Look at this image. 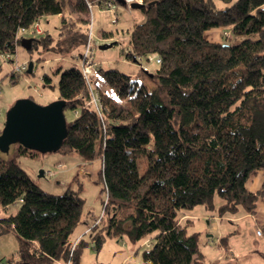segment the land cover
<instances>
[{
    "label": "trees",
    "instance_id": "1",
    "mask_svg": "<svg viewBox=\"0 0 264 264\" xmlns=\"http://www.w3.org/2000/svg\"><path fill=\"white\" fill-rule=\"evenodd\" d=\"M140 2L145 19L129 31L126 57L160 59L154 71L144 70L157 86L150 90L100 66L97 74L108 87H96L99 112L81 68L56 67L58 98L64 111L76 113L58 151L83 163L101 161L103 216L90 228L98 249L107 235L126 234L133 243L150 241L144 264H206L200 233L189 232L181 217L200 205L222 218L254 214L264 198V183L256 191L247 186L264 170V0H236L224 9L213 0ZM51 15L60 16L58 33L44 30L29 50L80 53L90 23L87 0H0V53L16 54L19 32ZM212 28H223L224 41L205 37ZM43 83L54 87L48 74ZM15 146L12 159L0 158V233L15 231V263L82 264L89 241L81 235L72 249L84 223L82 180L76 175L61 194L45 190L18 160L39 152ZM16 201L19 209L8 212Z\"/></svg>",
    "mask_w": 264,
    "mask_h": 264
},
{
    "label": "rangeland",
    "instance_id": "2",
    "mask_svg": "<svg viewBox=\"0 0 264 264\" xmlns=\"http://www.w3.org/2000/svg\"><path fill=\"white\" fill-rule=\"evenodd\" d=\"M236 0H213V6L216 9H224L232 5ZM132 9V8H131ZM126 6L119 5L117 12L119 14V21L115 23L112 21V14L110 12H101L98 9L94 10V20L92 23L94 32V44H95V60L104 69H118L119 71L129 75L132 79L144 83L151 90L158 84V80L153 78L150 74L145 72L144 66L147 67V71H154L158 66L155 58L151 61L144 59L142 61L135 62L127 59L126 52L129 49L130 32H128V22L132 23L133 17L127 16L126 13L130 12ZM138 10V9H134ZM137 16L140 13L135 11ZM42 26L45 31L55 36L60 28V18L57 15H51L42 18ZM111 31L116 37L113 41L115 44L106 49H100L99 46L103 43L100 30ZM219 28H212L206 31L205 37L210 40H216ZM220 41H224L220 37ZM111 42V41H110ZM109 43V42H108ZM83 46L80 49L82 52ZM80 53L74 55V58L80 59ZM15 59L22 64L24 62H33V71L27 73L24 71L19 77L18 81L14 83L12 81L11 73L16 65V61H10L0 57V126L6 119V114L9 108L20 98H26L32 96L34 100L40 104H47L50 101L56 100L59 97V91L56 84L59 80V73L56 72L58 64L64 66L71 65V62L66 59L58 61L52 52L43 51L39 49L28 50L21 43L17 48V53L14 55ZM79 62V61H78ZM79 64V63H78ZM48 74L52 78V82L55 87H43L41 78ZM100 90H106L108 86L104 83H100ZM96 96L99 97L97 89L94 90ZM100 99V98H99ZM65 117L67 121H72L76 113L71 109H66ZM15 143L10 145L8 151L0 149V158L10 160L14 157ZM19 164L26 172L38 181L42 187L52 193L61 194L66 191V185H60L56 183V180L62 179L69 183L72 181L70 171L57 174L50 179L46 177H39L41 169H57V163L59 161L65 162L68 168H73L78 165V176L84 184L83 197L85 198L84 223L78 226L74 232V237L79 234L83 235L89 244L84 250L82 257L83 263L92 264H144L142 259V252L148 246L143 239L139 242L133 243L129 240L126 234L122 236H110L107 235L101 248H97L95 243L91 241V234L93 230H87L91 228L96 222L102 210V194L100 193L103 187V181L99 180V172L101 169V161L99 159L83 163L81 158L75 154H65L62 151H56L51 153H40L34 156L21 155L19 158ZM57 164V165H56ZM83 164V166H82ZM81 166V167H80ZM145 168L144 164H140V172H143ZM259 172V171H258ZM88 176V177H87ZM86 177V178H85ZM264 183V170H261L258 174L251 176L247 182V186L250 190H257L262 187ZM77 188L76 183L72 186ZM219 203V199L217 200ZM20 202L16 201L10 206L8 212H16L20 207ZM204 210L203 206L196 207L194 213L198 214L200 210ZM211 212V211H210ZM190 213V211H189ZM215 215V213H213ZM1 215V213H0ZM217 215V214H216ZM258 217V221L255 217ZM229 218L223 221H212L207 223L202 218L195 219V226H189V232L200 230V246L207 253V264H211L214 260L212 251L217 250L214 245L219 234H227L234 230L229 235V247L233 251L225 262L215 264H264V236L257 234L258 228L264 224V198H260L254 214L248 215L238 213L236 215H229ZM222 223V226L220 225ZM263 223V224H262ZM81 231V232H80ZM209 239L212 240L209 243ZM19 241L14 230L4 231L0 233V264H16L15 259L18 255Z\"/></svg>",
    "mask_w": 264,
    "mask_h": 264
},
{
    "label": "water",
    "instance_id": "3",
    "mask_svg": "<svg viewBox=\"0 0 264 264\" xmlns=\"http://www.w3.org/2000/svg\"><path fill=\"white\" fill-rule=\"evenodd\" d=\"M125 5L124 0H118ZM142 2H133L131 8L139 9ZM33 37L23 38L21 44L31 49ZM115 41L102 43L99 48L106 49ZM29 63V69L33 67ZM31 72V71H30ZM65 101L61 98L47 104H40L30 97L18 99L7 111L5 125L0 132V149L8 151L12 143H20L27 149L40 153L58 151L67 135ZM44 175L41 169L39 177Z\"/></svg>",
    "mask_w": 264,
    "mask_h": 264
},
{
    "label": "built area",
    "instance_id": "4",
    "mask_svg": "<svg viewBox=\"0 0 264 264\" xmlns=\"http://www.w3.org/2000/svg\"><path fill=\"white\" fill-rule=\"evenodd\" d=\"M125 1V6L128 9H131V4L133 2H140V0H124ZM120 2L118 0H96V1H91L87 0V6L89 9V18H90V23L88 27V34H87V41L83 45L82 52L80 53V59H77L79 61L78 66L82 70V74L84 79L86 80L87 85L89 86L90 92L92 94V103L94 106L98 109L99 112H101V102L97 94L95 93V89L99 83H102L101 78L97 74V68L100 67V64L95 60V44H94V32H93V27L92 23L94 20V10L98 9L101 12H110L112 14V21L115 23L118 21V13L117 9L119 6ZM44 32V28L41 23V19L36 20L30 27L28 28H23L19 34L16 36L17 39H20L21 37L23 38H29V37H36L41 35ZM225 34L227 36H230L229 31H225ZM15 55V54H14ZM14 55L9 52H2L0 53V57L4 59H8L10 61H16V65L14 66L12 72L15 74L16 77L24 73V71L28 68V63L24 62L20 64L17 59H15ZM155 57L152 55H149V61L153 60ZM157 62H160V59H156ZM140 61V58H139ZM145 70L147 69L146 66H144ZM1 93V90H0ZM96 94V95H95ZM83 166V164H82ZM65 164L60 163L57 165V169L64 168ZM81 167V166H80ZM57 170H45L43 177H46V179H50L51 177L56 175ZM107 199V197H106ZM22 199H20L21 201ZM1 212V209H0ZM1 216V215H0ZM103 216V212L99 215L97 218L96 222L94 224H97L100 222V219ZM87 230H90L87 229ZM258 235H262V230L258 229L257 230ZM81 236L77 237L75 242L72 245V249H74L75 245L79 241ZM64 264H70V262L64 263Z\"/></svg>",
    "mask_w": 264,
    "mask_h": 264
},
{
    "label": "crops",
    "instance_id": "5",
    "mask_svg": "<svg viewBox=\"0 0 264 264\" xmlns=\"http://www.w3.org/2000/svg\"><path fill=\"white\" fill-rule=\"evenodd\" d=\"M119 5H123V6H125L124 4H122V3H120ZM135 11H137V12H139L140 13V16L138 17L137 16V14H136V12ZM118 13V12H117ZM119 14H122L121 12L120 13H118V21H119ZM126 15L127 16H132L133 18L132 19H130V20H133L132 21V23H130V21L128 22V25H129V28H128V32L131 30V28L136 24V23H139V22H142V21H144V19H145V16H144V14L142 13V11L140 10V8L138 9V10H134V8L133 9H131L130 10V12H127L126 13ZM57 16H59V15H57ZM59 18H60V16H59ZM222 30H223V28H219L218 29V32H217V36L219 37V38H217L216 40L214 39V40H212V41H220V37H221V35H222ZM103 31H106V30H104V29H102V30H100V37H101V34H102V32ZM109 32H111V31H109ZM101 39H102V42L103 43H108V42H113V40L114 39H116V37L113 35V34H111L109 37H101ZM18 48V47H17ZM56 59L58 60V61H63V60H67V61H69V62H71V65H69V66H72V65H77L78 66V60L76 59V58H74V57H72V56H57L56 57ZM12 62V61H11ZM34 66V65H33ZM59 66H63V67H69V66H64V65H62V64H58V66L57 67H59ZM102 67V66H101ZM41 80H42V83H43V77L41 78ZM52 85L55 87V85L53 84V82H52ZM43 87H44V83H43ZM51 102V101H50ZM59 162H62V163H65V162H63V161H59ZM58 162V163H59ZM57 163V164H58ZM56 164V165H57ZM78 165L79 164H77V165H75L72 169L71 168H68V166L65 164V167L64 168H61V169H52V170H57L56 172V175L57 174H60V173H64L65 171H70V175H71V177L73 178V177H75L78 173ZM46 170H49V169H46ZM260 172V171H259ZM258 172V173H259ZM257 173V174H258ZM88 177V176H87ZM86 178V177H85ZM34 179V178H33ZM37 183H39L38 181H37ZM56 183L57 184H60V185H67V182L66 181H62V179H58V180H56ZM40 184V183H39ZM263 186V185H262ZM261 188V187H260ZM260 188H258V189H260ZM257 189V190H258ZM251 191H256V190H251ZM200 206H202V205H200ZM198 207V206H197ZM204 207V206H203ZM205 208V207H204ZM9 209H10V207H9ZM9 209H8V211H9ZM195 209H196V207L194 208V209H192L191 211H190V213L188 212L187 214H185V215H183L182 217H181V222L182 223H188V225L189 226H192V227H194L196 224H195V219H200V218H202L204 221H206L207 223H210V222H212V221H215V220H219V221H223V220H226V219H233V218H229V216H226V217H219L218 215H216V213H215V215L213 214L214 212H210V211H208L206 208L203 210H200V212L198 213V214H196V213H194V211H195ZM248 215H251V214H248ZM258 217L256 216L255 217V219L258 221V219H257ZM263 224V223H262ZM221 226H222V223L220 224ZM188 226V227H189ZM190 228V227H189ZM263 228H264V224L263 225H261L258 229H260V230H262V235H260V236H264V230H263ZM88 229V228H87ZM190 231V230H189ZM81 232V231H80ZM192 232H199L200 233V230H198V231H192ZM232 232H234V230H232V231H230L229 233H227V234H219L218 236H217V238H216V240L213 242L214 243V245L216 246V249L217 250H215V251H212V253H213V256H211V258L214 260L213 262H211V264H215V263H220V262H225L228 258H230L229 256L230 255H232L233 254V251L231 250V248L229 247V240H228V238H229V235L230 234H232ZM79 236H81V234H79L78 236H76V237H79ZM224 237H226V239H227V241H226V243H222L223 241H222V238H224ZM211 241L212 240H210L209 239V243H211ZM201 247V246H200ZM202 249V248H201ZM202 251H203V253L205 254V263L207 264V253L202 249ZM18 259V257L15 259V260H17ZM59 264H64V263H62V262H59ZM82 264H92V263H83V261H82Z\"/></svg>",
    "mask_w": 264,
    "mask_h": 264
},
{
    "label": "bare ground",
    "instance_id": "6",
    "mask_svg": "<svg viewBox=\"0 0 264 264\" xmlns=\"http://www.w3.org/2000/svg\"><path fill=\"white\" fill-rule=\"evenodd\" d=\"M60 164V163H59Z\"/></svg>",
    "mask_w": 264,
    "mask_h": 264
}]
</instances>
